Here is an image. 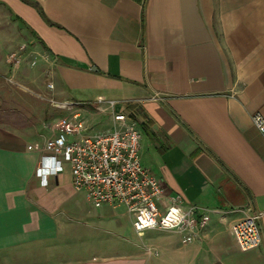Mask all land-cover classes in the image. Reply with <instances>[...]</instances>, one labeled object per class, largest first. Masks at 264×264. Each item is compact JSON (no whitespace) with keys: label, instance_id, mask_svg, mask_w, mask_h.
Returning a JSON list of instances; mask_svg holds the SVG:
<instances>
[{"label":"crops","instance_id":"0c3cea01","mask_svg":"<svg viewBox=\"0 0 264 264\" xmlns=\"http://www.w3.org/2000/svg\"><path fill=\"white\" fill-rule=\"evenodd\" d=\"M0 6L48 53L52 84L50 95L24 88L45 101L39 107L0 118V264H264V132L251 120L264 117V0ZM15 38L0 28V45ZM17 72L29 65L0 78ZM6 94L0 83V106ZM96 97L136 99L123 110L140 130L142 166L163 183L159 206L178 195L206 215L191 241L176 229L137 234L122 205L89 203L67 165L43 184L41 153L27 145L67 113L50 100ZM89 115L94 130L98 114ZM234 208L262 213L258 246L237 247L230 226L244 212Z\"/></svg>","mask_w":264,"mask_h":264},{"label":"built area","instance_id":"2783aa9c","mask_svg":"<svg viewBox=\"0 0 264 264\" xmlns=\"http://www.w3.org/2000/svg\"><path fill=\"white\" fill-rule=\"evenodd\" d=\"M49 88L51 83L47 85ZM136 99L65 100L50 102L67 111L57 117L52 134L42 142H33L27 149L41 153L39 174L43 184L47 176L54 175L67 165L71 182L76 190L84 192L94 207L103 204L122 205L132 217L137 234L146 229H176L184 232L182 241H191L203 225L206 215L193 204H183L180 196L170 197V203L161 208L160 198L165 189L160 179L144 168L140 161V130L123 108ZM108 114L111 128L93 131L86 114ZM253 125L264 132V117L255 113ZM234 221L230 232L241 250L258 246L262 235L259 227L261 212H245ZM196 212L201 213L199 221Z\"/></svg>","mask_w":264,"mask_h":264},{"label":"rangeland","instance_id":"374dc122","mask_svg":"<svg viewBox=\"0 0 264 264\" xmlns=\"http://www.w3.org/2000/svg\"><path fill=\"white\" fill-rule=\"evenodd\" d=\"M0 9V28H3L5 32L10 35V37H16L14 42L10 41L8 44L0 45V57H4L6 55L10 60H12L8 61L6 59V61L0 62V73L1 75H6L7 69L9 71V66L12 64H15L20 68L24 67V65H29L30 71L29 73L17 72L15 77L10 79L0 78V83L3 85V88L7 93L5 95L6 98L4 103L0 106L2 108L0 111V118H7V115H9V117L10 115H12L11 117H20L21 114H18V112L25 113V109L28 111V103L32 108H37L40 104L45 103L44 100L35 96L34 93H29L30 91L26 90L27 88H30L33 91L38 90V92L43 95H50V89L48 90L46 88V85L51 82V77L48 72L50 68V57L48 53L36 43V41H29L31 39V35L25 27L19 24L17 29L14 28L15 21L10 19L9 13L6 9H3V7ZM46 89L49 91L48 94ZM10 111H12V113ZM85 118L92 120L94 115L91 117L90 115H86ZM95 119L98 120H96L97 122L93 131L97 132L103 130L104 128H111V125H103L102 120H99V114L96 115ZM42 141L43 140H39V142Z\"/></svg>","mask_w":264,"mask_h":264},{"label":"trees","instance_id":"16d2710c","mask_svg":"<svg viewBox=\"0 0 264 264\" xmlns=\"http://www.w3.org/2000/svg\"><path fill=\"white\" fill-rule=\"evenodd\" d=\"M42 14V13H41ZM50 25H53V23H51V22H49V21H47Z\"/></svg>","mask_w":264,"mask_h":264}]
</instances>
